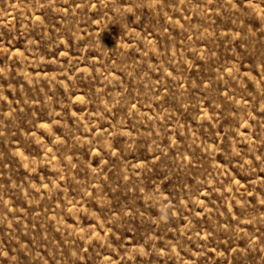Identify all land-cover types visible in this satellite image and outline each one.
Segmentation results:
<instances>
[{"label": "rangeland", "instance_id": "rangeland-1", "mask_svg": "<svg viewBox=\"0 0 264 264\" xmlns=\"http://www.w3.org/2000/svg\"><path fill=\"white\" fill-rule=\"evenodd\" d=\"M0 264H264V0H0Z\"/></svg>", "mask_w": 264, "mask_h": 264}]
</instances>
